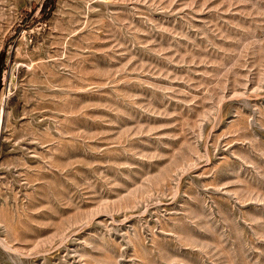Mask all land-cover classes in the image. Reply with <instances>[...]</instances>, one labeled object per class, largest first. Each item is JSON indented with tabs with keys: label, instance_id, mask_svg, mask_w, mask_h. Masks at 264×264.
<instances>
[{
	"label": "rangeland",
	"instance_id": "obj_1",
	"mask_svg": "<svg viewBox=\"0 0 264 264\" xmlns=\"http://www.w3.org/2000/svg\"><path fill=\"white\" fill-rule=\"evenodd\" d=\"M0 264H264V0H0Z\"/></svg>",
	"mask_w": 264,
	"mask_h": 264
},
{
	"label": "bare ground",
	"instance_id": "obj_2",
	"mask_svg": "<svg viewBox=\"0 0 264 264\" xmlns=\"http://www.w3.org/2000/svg\"><path fill=\"white\" fill-rule=\"evenodd\" d=\"M1 118H2V109H0V121H1Z\"/></svg>",
	"mask_w": 264,
	"mask_h": 264
}]
</instances>
